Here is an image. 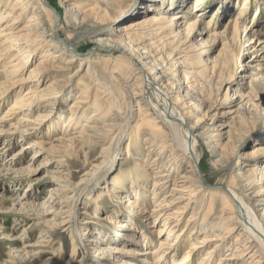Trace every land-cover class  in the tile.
Instances as JSON below:
<instances>
[{
  "label": "bare ground",
  "instance_id": "bare-ground-1",
  "mask_svg": "<svg viewBox=\"0 0 264 264\" xmlns=\"http://www.w3.org/2000/svg\"><path fill=\"white\" fill-rule=\"evenodd\" d=\"M9 1L0 0V79L5 80L0 83V103L9 94L15 97L4 115L0 117V136H10L6 141H11L16 134L21 137L23 133L31 130L29 125H35L36 121L45 119L47 114H38L36 118L27 116L31 113L28 108L35 105L40 107L41 101L51 103L55 95H58L60 90L71 81L73 75L69 74L77 61L79 66H87L86 70L95 82H92L93 86L83 84V80L79 83L78 94L72 105L70 104V115L63 122L64 130H61V135L66 134L70 125L72 128L78 124V118L76 120L74 118L76 115H82L88 108H93L87 123L81 127L82 130L90 131L92 134L85 135V132H80L79 138L89 141L92 145L102 144L101 162L95 170L92 169L94 171L87 176L89 178L83 177L76 184L65 181L62 186L59 185V189L65 195L61 200L56 201L58 209L55 213L60 216L56 226L68 224L65 231L76 233L81 241L80 244L88 253L89 246H85L83 242H86L84 241L86 238L83 237L89 233L83 225L89 222H79L76 204L79 193L88 191L90 185L97 183L99 176L109 167L106 172L109 171L112 177L109 179L110 183L105 180L104 185L108 184L111 187L110 190L107 186L102 188L109 199H113L117 205L112 216L103 217L105 223H101V227L110 224L121 232L128 230L132 234L137 233L139 235L137 238L134 235L128 237L131 245L142 247L141 243L145 242V248L150 247L144 249L141 255L137 253L136 248L132 251H123L117 247L120 240L113 241L114 239L111 240L107 232L100 233L96 229V232L90 233L95 241L93 239L87 241L89 245L95 247V251L97 250L95 264H109L110 260L120 264H133L130 261L137 256L141 258L137 261L135 258L133 260L139 264L168 262L169 264H239L240 262L246 264L244 259L249 253L250 258L256 256L249 264H258L262 259L264 260V143L256 145L249 154L238 156V150L244 139L260 129L252 126L264 119V110L257 108L258 104L255 103L259 100L255 92L264 83V34L247 27L242 16L248 12V5H251L252 0H243L240 11L234 20H229L223 32H216V26H212L211 23L204 25V20L200 19L202 9L199 8L203 0H195L189 6L191 16L199 13L193 20H188L189 17L186 18V13L182 11L168 16L167 11L156 12V9L150 6L146 9V13L152 15L145 14L137 20L125 22L108 36L104 35L107 29L123 17L127 9L123 0H59L65 12L62 16L46 0H13L10 7L7 5ZM156 1L158 2L155 0L153 4ZM227 1L223 0L222 3L225 9ZM241 17L242 21H240ZM24 18L26 21L23 23ZM83 26H85L83 31L85 35L98 36L93 42L102 49V52L113 50L118 53V56L112 60L108 72L109 83H103L97 70L92 68L91 53L80 56L78 47L70 42L74 29ZM62 30H66L64 33L66 38L60 40L59 32ZM225 34H229L227 44H235V47L241 50L237 60L233 55L229 60L218 61L213 58V63H209L203 58L210 52L207 48L215 45L218 38ZM227 44H223L215 58L222 56L228 47ZM38 55L37 63L24 78L22 72L26 69L28 58L31 57L32 61ZM248 55H252L250 60L244 65L240 64L239 59ZM109 58L111 60V57ZM158 61L165 63L167 69H164V65L160 67ZM172 66L177 69L175 76L182 79L175 81V84L165 73ZM228 66H231L232 71L236 73H243L239 77L242 86H239L237 91L248 90L247 93L244 95L234 91L232 97H228L231 87L228 79L223 83L222 89L225 88V91L220 95L219 100L212 99L213 102L206 105L207 100L203 96L201 105L192 108L193 104L186 100L195 89L193 84L202 78L222 73L228 69ZM48 78L49 81L42 88L34 89L29 86L19 95L17 94L20 88L19 91H15L17 86L25 85L30 81L39 83L40 79L43 81ZM116 85L128 94V104L134 107L127 108L129 109L127 111L124 109L126 112L124 121H122L124 102L122 103L120 97L113 91ZM97 87H102L99 88L102 90L99 92L103 94L91 95ZM222 106L228 109L219 112ZM205 108L203 117L198 119L196 115ZM252 112L261 116H253V122L249 125L248 119ZM108 114L111 116L110 122L99 126L102 116ZM10 120L15 122H11L8 128L3 130L1 125ZM60 121L58 120L55 126L49 129L54 131L60 129L62 124ZM131 121H134L133 125ZM28 135L33 136V140L23 146L20 152L31 149L36 151L33 152L24 169H17L21 174L35 177L37 170L33 167L35 162L39 158L48 161L45 159L48 152H59V149H63V156L72 155L71 150L74 147L72 139L60 137L52 141L57 144L52 142L47 144L35 132ZM126 137L128 139L124 152L125 154L135 152L132 154L133 160L136 161L135 169L127 173L119 169L113 176L116 168L113 167L112 162L119 152H123L121 145L124 144ZM140 144L143 149L139 150ZM201 146L206 149L203 154L198 152ZM0 150L3 148L0 147ZM154 151L158 152L156 157L148 162V154ZM208 156L214 158L209 161L212 174L222 173L223 176L212 184L204 179L203 174L208 170L205 165ZM22 157L18 161L23 160ZM235 158L242 160L243 172L226 173L232 167ZM144 164H147L148 168ZM258 164H261L259 168ZM60 166L64 165H59V168ZM60 172L66 175L63 170ZM198 173L201 174L202 181ZM146 176L151 177L149 180H152V199L154 200L156 196L160 197L158 202H152L154 204L152 211L146 208L147 203H150L146 193H150V190L146 191V187L141 186L145 183ZM32 180L37 182L35 178ZM171 182L173 185L169 189ZM77 188L79 190L74 192ZM100 198L102 199V196ZM69 202H73L71 206L68 205ZM20 205L27 207L25 204ZM189 210L191 213H188ZM119 211L132 217L118 214ZM187 214L190 215L186 217ZM153 217L155 219H152ZM148 220L151 223H147ZM157 221L162 222V225L159 230L151 231L155 234V240L147 238L140 224H150L149 228L154 229ZM129 222L133 223L132 226L127 225ZM236 225L239 227L236 228ZM120 237L126 238L124 234L118 233L117 238ZM170 238L173 239L172 243H169ZM155 243L157 246H154ZM186 246H189L187 250ZM240 247L242 250H239ZM182 249L186 251L180 258L179 252ZM222 250L227 251L225 255H220ZM244 253L246 256H243ZM198 255L200 258L197 257ZM74 262L73 259L64 262V258L61 257L57 261H33L31 264H74Z\"/></svg>",
  "mask_w": 264,
  "mask_h": 264
},
{
  "label": "rangeland",
  "instance_id": "rangeland-1",
  "mask_svg": "<svg viewBox=\"0 0 264 264\" xmlns=\"http://www.w3.org/2000/svg\"><path fill=\"white\" fill-rule=\"evenodd\" d=\"M12 1L13 0H10L8 2L7 5L9 7L11 6V4H13ZM46 1L61 16L63 15V13H65L63 10V6L59 4V0H46ZM123 1H124L123 3H125L126 8H127L125 9L126 10L125 13L123 14L124 16L121 17L122 19L120 18L118 21H116L109 29H107V32H105L104 34L105 36L112 34L118 26H120L121 24L125 22L137 20L141 16L143 17V15L145 14L148 16L152 15L151 13L150 14L146 13V9H149L148 7L150 6H152V8H155L156 12L159 11L162 13L164 11H167L168 16L182 11L186 13L185 14L186 18L189 17L188 20H193L199 14V13L192 14V16L189 14V6L195 0H181V1L180 0H158L159 3L156 1V3L154 4L153 2L155 0H123ZM176 2H178L179 5L175 4ZM202 2L203 4L200 5L199 7L202 9V11H200L202 12V17H200V19L204 20L202 21L205 26L208 23H211L212 26L215 25L216 26L215 29L217 30L216 32H223L226 25H228L229 20L235 19L238 11H240L241 5L243 4V0H238V1L228 0L227 8H226L227 11H226L225 6L222 5L223 0H203ZM60 6L61 8H59ZM248 7H249L248 12L242 15L245 21L244 24L250 29H252L253 31H257V32L264 34V2L261 0H256V1L252 0L251 5H248ZM257 8L259 9L257 10ZM74 10H76V8ZM254 16H255V20L253 21ZM242 20L243 19L241 17L240 21ZM25 21H26V18H24L23 23ZM74 30H75L74 31L75 35L74 33L72 34L73 37L70 41L71 44L73 46L78 47L77 50L80 56H84L86 53H91V60H92V65H93L92 68L97 70V73L99 74V78L101 79L103 83H109L110 76L108 72L111 69L110 67L112 66V63H113L112 60L118 56V53H116V51H113V50L112 51L107 50L106 52L105 51L102 52V49L96 46L93 42V40L97 38L98 36L89 37L88 35H85L83 33V31L85 30V26L76 28ZM65 31L66 30H62L61 32H59L60 40H63L64 38H66V34H64L66 33ZM77 37L79 38V40ZM228 38H229V34L221 35L218 38V41L216 42L215 45L211 46L210 48L209 47L207 48V50L210 49V52L207 56H204L203 58L205 60H208L209 63L210 62L213 63L214 59H217L218 61L220 60L226 61V60H229L234 55V59L237 60V56H239V52H241V50H239L238 47H235V44H230V43L227 44ZM225 43L228 45L227 49L222 54V56H220L219 58L218 57L215 58L218 55L223 44ZM251 56L252 55H248V57H244V58L241 57L239 59L240 64L244 65L245 63H247L250 60ZM109 57H111V60ZM38 58H39V55L35 57L34 59H32V61H31V57L28 58V64L26 66V69H24V71L22 72V76L24 78L27 77V74L29 70L33 67V65L37 63ZM175 58L176 57H174V59ZM172 59L173 58H171V60ZM45 61H48V60H45ZM78 62L79 61H77L74 64V66H72V69L70 71L71 73L69 75H73L71 81L68 82L67 86H65L63 89L60 90L58 95H55V98L52 99L51 103H48V101H44V102L41 101L39 102L40 107H38V105H35L34 107L28 108L30 109L31 113L28 115L26 114L27 116L36 118L38 114H43V115L47 114L48 116L45 119L36 121L35 125H29L32 128L31 130H29L26 133H23L21 137L19 136V134H16L15 138L11 141H6L9 139L10 136H5V137L0 136V147L1 149L3 148V150H0V264H31L33 261H39V262H44L48 260L57 261L61 259V257L64 258V262H69L70 260L73 259L75 260L74 264H78V263L79 264H95V261L97 260V259L95 260V258L98 256L97 250L95 251V247L93 245H89V242L87 241L89 240L91 241L93 239L91 238L90 233L96 232V229L100 231V233L107 232L109 238L111 240L114 239L113 241L120 240L119 244H117V247L121 248L123 251H128V250L132 251L133 249L136 248L138 250L137 253L141 255L144 252V249H147L150 247V246H147L145 248V245H146L145 242L143 244L141 243L142 247L141 246L135 247L131 245V242H129L128 237H133L134 235V237L137 238L139 236L137 233L132 234V232H128V230H126V232L124 231L121 232L119 231V229L113 228V226H111L110 224L101 227L102 225L101 223L103 224L105 223L102 220L103 217L106 215L112 216V212H114V210L116 209V205H117L113 199H109L108 194L105 193V190H103L102 188V187L107 186L108 189L110 190V187H111L110 185L108 184L104 185V181L107 180L108 183H110L109 179L112 177L109 171L106 172L109 167H107L104 170V172L101 174V176H99L97 183L95 182L96 184L94 183L90 185V188L88 191L79 193L77 204H76V208H78V211H79V214H78L79 222H84V221L89 222L88 224L83 225V227L86 228L87 232L89 233V235H86L83 237V239L86 238L84 240L86 242H83L85 246L88 245L90 247V248L87 247V249H89L88 250L89 254L84 249V247L80 244L81 241H79L78 237L76 236V233L71 234L69 231H65V229L68 227V224H66L65 226H56V224H58L59 222L58 219L60 218V216L55 213V210L58 209V205L56 201L61 200V197L65 195L61 192V189H59L60 188L59 185L62 186L65 181L66 182L68 181V183L76 184L83 177H85V179L89 178L87 176L90 175V173H93V171L95 170V167L98 166L99 163L101 162V156H102L101 154L102 144L101 143L92 145L90 144L89 141L87 142L84 140H80L79 138L80 132L81 133L85 132L84 133L85 135L92 134L90 131L82 130L81 127L83 126V124L87 123L86 121L88 120L91 112L94 110L93 108H88L86 111H84L82 115H79V116L76 115L74 118L75 120L76 118H78V124H75L72 128L70 125L67 129L70 132H67L66 130V134L61 135L62 134L61 130H64L63 122L66 121L70 115V108H69L70 104L72 105V103L75 101V97L78 94L79 83H81L82 80H83L82 83L85 85L92 84L93 86V83H95L90 77L89 72L86 70L87 66L82 65L81 67L79 66ZM158 65H160V67L164 65L165 66L164 69H167V65L161 61H158ZM176 70L177 69H175L174 66H172L168 69V71L165 72L167 77L174 84H175V81L182 80L180 77L175 76ZM230 72H233V73L230 74ZM49 73H52V72H49ZM241 75H243V73H238V72L236 73V71H232L231 66H228V69H226L225 71H223L222 73L218 75L215 74L207 78H202L199 80V82H195L196 84L195 83L193 84L195 89L192 92L193 94L192 93H191L192 95L190 94V96L192 97L189 96V98L186 101L190 102V104H193L192 108L194 107L197 108L199 105H201V98H203V96H205L204 98L207 100L205 101L207 103L206 105H209L211 102L215 101L216 99L219 100L220 95H222L225 91V88L222 89L223 83L227 81L228 79H230L229 83L231 85L228 91V97H232V95L234 94V91H237V88L239 86H242L241 85L242 81L239 78ZM4 81H5L4 78L0 79V83ZM48 81H49V78L43 81H41L40 79L39 83L36 81L35 82L30 81L29 83L25 85H20L21 87L17 86L18 88H15V91L17 90L19 91V88H20V91L17 94L19 95V93H23L24 90H26L29 86L34 89L36 87L42 88V86ZM92 86H91V89H92ZM99 88H102V87H97L96 88L98 89L97 91L96 89H94V91L91 92V95H93V93L100 95L101 93L99 91H102V90L101 89L99 90ZM176 89L177 88L175 85L174 90L176 91ZM262 90H264V83L257 89L258 92L257 91H256L257 93L255 92L256 96L259 97L258 98L259 100H257V102L255 103L259 105V106L257 105V108L264 110V91ZM113 91L115 92V94L117 93L116 95L120 97L119 99H121L122 103L127 102L125 104L123 103V114L124 115H123L122 121H124L125 119L124 117H126L125 110L127 111L134 107H130L127 101L128 94L122 91V89L118 85H116L113 88ZM117 91H119V93ZM238 91L240 92V90ZM247 91L248 90H243L240 92V94L245 95ZM14 97L15 96L13 94H9V96L3 99L4 101L0 103V117L4 115V112L6 111V109L8 108V105L11 103ZM212 99L213 101H211ZM227 109H228L227 107L222 106L219 112L226 111ZM205 112H206V108L201 109L198 112V115H196L198 119L199 118L201 119ZM213 113L214 112H212V114ZM253 116L260 117L261 114L257 116V113L253 114L252 112L251 117L248 119L249 125L253 122V119H254ZM102 117L103 118L98 123L100 124L99 126H101V124H107L111 120L110 114L104 115ZM58 120H61L60 122L62 123V124L60 123L61 124L60 129L59 128L58 130L55 129L56 131H54V129H51V128L49 129V127L55 126V123ZM11 122H15V121L14 120L7 121L1 125L2 126L1 128L3 130L7 129L8 125ZM131 123L133 125L134 121H131ZM252 127L260 128V129L255 134H252L244 139L241 147L238 150V156L241 155L243 157L249 154L251 151H253V148L256 145H260L264 143V119L263 121L262 120L258 121V123L254 124V126ZM252 127H250V129H253ZM49 131H51V133H48ZM32 132L33 133L35 132V134L38 137L42 138V141H44V143H47V144H50V142H52L55 138L64 137L66 139H72V141H74V144H73L74 147L71 150L73 156L72 155L63 156L62 154L63 149H59V152H55V151L48 152L47 155L45 156L46 157L45 159L48 161H43V158H39L35 162L33 166L34 168L37 169L35 172L36 174L35 177H31V175H27V174L25 175V173H23L24 175L19 173L17 169H24L27 166V163L29 162L30 158L33 156V152L36 151V149L34 150L31 149L32 151L27 150L26 152L24 151L20 152V149L23 146L29 144L31 140H33V136L28 135V133H32ZM64 135H67V136H64ZM261 138L263 139L262 142H261L262 140ZM127 139L128 138L126 137L124 144L121 145L123 152L122 153L119 152L112 162L113 167L116 168V172L113 174V176L117 173L119 169L123 173H127L130 170L135 169L134 164L136 161H134L132 157V154H135V152L131 151L130 154H125L124 152ZM4 142L6 143L4 144ZM52 143L57 144V142H52ZM141 145L142 144L138 145L139 150L143 149L142 148L143 146ZM45 146L47 147L48 145H45ZM198 152L201 154L205 153L206 152L205 147L201 146ZM157 153L158 152L154 151L153 153L148 154L147 161L151 162L156 157ZM21 156H23L22 157L23 160L18 161V159ZM213 159L214 158H211L210 156H208V158L205 161V165L208 170L203 173L204 179L208 180V182L211 184L216 182V180H219L220 178L223 177L222 173L214 174V175L212 174L211 172L212 170L210 168V162ZM7 162L8 163L15 162V163L8 164ZM44 162L46 165L44 164ZM232 162H233L232 167L226 173L241 174L243 172L242 169L244 167L242 160L235 158L233 159ZM59 165H64V166L63 167L60 166L61 168H59ZM144 166L146 167L147 164H144ZM260 166L261 164L257 165L258 168ZM62 170L66 172V175L60 172ZM179 172H182V171H179ZM86 173L88 174L85 175ZM108 174L109 176H107ZM223 175H226V174H223ZM198 176L200 180L202 181L201 174L198 173ZM25 177L27 179H25ZM38 177H41L42 179ZM146 177H147L146 179L147 181L145 180V183H144L145 185L143 184L141 186H145L147 189L146 191L150 190V193H146V196H148V201L150 200V203L149 202L147 203L146 208L148 209V211L149 210L152 211L154 209L153 207L154 204L152 202L154 201L158 202L160 200L159 199L160 197L156 196L154 200L152 199V196H151L152 180H149V178L151 179V177L149 176H146ZM33 178H35L37 182L33 181L32 180ZM90 179L92 180V177H90ZM30 181H32V183ZM172 185L173 183L171 182L168 188L170 189ZM79 186H82V185H79ZM169 189L167 191H169ZM77 190L79 189L78 188L75 189L74 192H76ZM70 194L72 193L70 192ZM98 195H101L102 199L100 198L101 196H98ZM71 203L69 202L68 205L71 206ZM179 203L181 204V202ZM20 204H25L27 207H24L23 205L22 207ZM98 207H101V208L98 209ZM97 212H98V215H97ZM188 213H191V210H189ZM118 214H121L123 216L132 217L130 216V214H127V213L122 214L121 211H119ZM188 215L190 214H187L186 217H188ZM152 219H155V217H153ZM46 221L47 223H45ZM48 221H51V222L49 223ZM147 223H151V221L148 220ZM147 223L146 224L141 223L140 224L141 228H143V231L146 232L147 238L155 240V234L151 233V231L153 230L155 232L159 230L162 225V222L159 223V221H157L156 222L157 227L155 226L154 229H150L149 228L150 224H147ZM132 224L133 223L129 222L127 225L132 226ZM136 226L134 225V227ZM237 227L239 226L236 225V228ZM118 233L124 234L126 238L124 239H122L121 237L117 238ZM236 233L238 234V231ZM165 237L166 235L164 236V239ZM171 238L169 240V243H172L171 241L173 239ZM93 241L95 240L93 239ZM139 241L141 240L139 239ZM154 246H157V243H155ZM238 246H241V245H238ZM188 247L189 246H186V250L188 249ZM186 250L182 249L179 252L180 258L184 256V253ZM239 250H242V248L240 247ZM226 252H227L226 250H222V253L220 255H225ZM249 255L246 256L245 253L243 254V256H246V258L244 259V263L246 262V264H249L252 258H256V256L255 257L253 256L252 258H250L251 256ZM197 257L200 258L199 255ZM134 258L137 261V259L141 257L137 256ZM134 258H132L130 262H132L133 264H139L135 260H133ZM217 258L218 257H216V259ZM109 262H110L109 264H120L119 262L116 263V262H112L111 260ZM262 262H264L263 259L258 264H262ZM167 264H169V262ZM239 264H243V262L242 263L240 262Z\"/></svg>",
  "mask_w": 264,
  "mask_h": 264
}]
</instances>
